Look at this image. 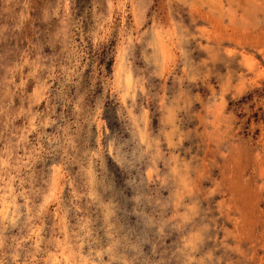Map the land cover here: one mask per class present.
Masks as SVG:
<instances>
[{"label": "clouds", "instance_id": "clouds-1", "mask_svg": "<svg viewBox=\"0 0 264 264\" xmlns=\"http://www.w3.org/2000/svg\"><path fill=\"white\" fill-rule=\"evenodd\" d=\"M154 3L0 0V264H264V44Z\"/></svg>", "mask_w": 264, "mask_h": 264}, {"label": "rangeland", "instance_id": "rangeland-1", "mask_svg": "<svg viewBox=\"0 0 264 264\" xmlns=\"http://www.w3.org/2000/svg\"><path fill=\"white\" fill-rule=\"evenodd\" d=\"M219 3L221 0H192L191 9H185L179 4L172 5V10L178 12L185 17V20L188 19L187 13L190 12L191 16L194 19H197L198 22L202 25H206L210 31L207 33L210 37L215 40H225L226 42H232L234 47L228 49L229 55L234 54L236 47L235 46H245L248 47L249 51H253L255 48L260 47L264 44V37H255L248 33H242L238 30H235L231 26L226 27V22L221 21L214 15H210L206 8L201 7V4L204 3ZM169 10V4L167 0H155V3L152 5L149 15H155L160 19H164ZM129 23H131V18H129ZM264 59V56H261L260 53H256L255 60H252L250 57L245 58V62L249 69H252L256 61ZM222 70V69H221ZM108 114L106 113V116ZM155 125V121H154ZM115 126L110 124V127ZM121 177L117 173V183L121 184ZM238 202L244 206L248 207L250 203L249 193L243 189H237ZM258 203V202H257Z\"/></svg>", "mask_w": 264, "mask_h": 264}]
</instances>
